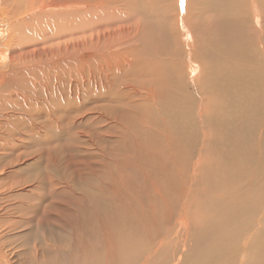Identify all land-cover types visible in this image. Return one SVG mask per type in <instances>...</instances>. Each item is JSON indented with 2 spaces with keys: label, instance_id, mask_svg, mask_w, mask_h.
<instances>
[{
  "label": "bare ground",
  "instance_id": "bare-ground-1",
  "mask_svg": "<svg viewBox=\"0 0 264 264\" xmlns=\"http://www.w3.org/2000/svg\"><path fill=\"white\" fill-rule=\"evenodd\" d=\"M175 2L0 0L10 45L0 55V94L9 84L24 104L29 82L48 98L49 78L54 83L59 72L52 71L56 61L45 63L57 56L69 73L61 99L95 98L86 112L120 130L124 141L116 135L115 142L127 151L116 168L119 185L111 197L99 186L88 191L105 235L97 250L108 255L112 246L111 263L170 264L185 252L191 264H264V0H184L185 29ZM56 7L66 11L42 13ZM49 24L58 36L51 41L61 40L57 55L43 39ZM118 100L122 107L114 109ZM83 115L75 119L82 123ZM52 173L51 192L59 189ZM29 187L41 200L44 184L36 179ZM53 204L42 205L45 216ZM66 237L53 240L62 252Z\"/></svg>",
  "mask_w": 264,
  "mask_h": 264
},
{
  "label": "rangeland",
  "instance_id": "rangeland-1",
  "mask_svg": "<svg viewBox=\"0 0 264 264\" xmlns=\"http://www.w3.org/2000/svg\"><path fill=\"white\" fill-rule=\"evenodd\" d=\"M174 1L177 4L180 2L179 6L182 9H177L176 6L175 12L179 16V23L183 27L182 17L185 2L184 0L182 2L181 0ZM49 10L56 12L66 11L63 7H56L44 10L42 13H49ZM70 10L73 11V9ZM38 12L36 9L31 13V20H29L31 24L34 20L33 15ZM2 21L1 19L0 55L2 52L7 53L8 50L6 48L10 46L9 42H7V40L9 41V37L7 38L8 33L5 34L9 26L6 25L5 35L1 33L5 24ZM47 27L49 31L42 34L43 39L47 42L45 45L54 49L55 55H57L56 48L61 43V40L57 38L51 41L57 36L54 31H51L55 30L56 24H49ZM183 28L185 29V27ZM21 30V36L27 37V41L31 40L28 34H24V32H27V28L23 26ZM159 35H161V32ZM154 36L157 44L161 37L158 36L157 38L156 34ZM187 38L185 37L186 43L189 40ZM15 39L20 38L17 36ZM24 39L23 41H26ZM182 42H184V38ZM12 47L15 48V45H12ZM47 49L49 50V48ZM186 49L189 51L188 46H186ZM54 58L55 60L50 58V61L44 62L50 65L53 63L52 61H56L52 71L59 72L54 83L53 78H49L48 83L51 90L48 98H46L44 90L38 87L32 89L29 82L23 83L29 88V91L32 90L30 91L32 92L31 101L26 100L24 104L20 98H15L9 94L17 91L9 84H6L5 91L0 94V174H3L0 175V185L3 186H0V252L3 250L0 254V264H8V262L9 264H97L96 260L98 259H100L98 264H114L111 262L116 257V254L112 246L109 248L108 255L106 251L100 252L97 250L101 245L100 240H104L105 235L100 226L97 227L98 225H96L97 216L95 214L97 212L91 208V202H93L94 198L88 191L92 188L97 189L99 186L100 191L104 190L100 192V195L104 193V197H107L106 195L112 196L109 191L113 189V186L119 185V178L116 177L118 176L116 168L121 164L119 158L127 150H125V145L121 146L115 142L117 139L116 135H119L120 140H123L120 130L117 133L114 127L106 124L107 121L95 119L96 116L92 115L90 110V113L86 112L89 106L92 107L95 104L93 103L95 98L88 99V104L83 99H61L64 92L68 94L65 82H67V74L69 73L62 68L63 66L58 68L60 61H57V56ZM1 63L2 61H0ZM52 71L49 70V72ZM42 73L40 77L43 78L44 76L45 80L44 72ZM61 82H64L63 87L59 85ZM40 87L43 88L42 86ZM93 95L96 96L94 92ZM27 103L29 104L27 105ZM111 104H113L112 107L114 109H120L115 108L116 106L122 107L119 100L113 101ZM82 113L85 118L82 123H79L80 119L75 118H78V116L80 118ZM116 119L120 120V117ZM80 131H82V134H80ZM95 135L98 137H95ZM123 138L125 137L123 136ZM47 165L52 166V168L47 167ZM45 167L49 170L47 171ZM50 169L52 170L50 171ZM53 170L54 173H52ZM51 173L54 187L56 189L59 188L52 190V192L45 186L48 182L46 175ZM36 179L41 181V185L44 184V187L40 188L41 190L39 189L41 200L38 201L35 196V189L31 193L30 189L32 188H23L24 184L34 183ZM128 180H130L129 176ZM64 181H67L71 186L65 185ZM18 182L20 183L18 184ZM5 184L6 191L5 189L2 190ZM9 184L12 189L8 186ZM45 190L49 192L47 193ZM48 200L54 201L53 209L55 211L45 216L46 214L42 211V205L47 203ZM66 204L69 205L67 206ZM107 214L110 215V212H107ZM62 218L66 219L65 224L61 222ZM105 224H108V221L105 220ZM91 227H94V229H91ZM107 228L105 229L106 235H108ZM63 236L68 239V241L64 242L66 244L64 245L66 254H63L65 250L62 252L63 245L53 243L54 237L64 239ZM73 236L74 239L72 240ZM147 236L146 240L148 239ZM85 244L89 247H85ZM130 247H133V244H130ZM89 248L93 249L95 257L90 256ZM60 251L62 252L61 255L59 254ZM184 253H181L183 260L181 258L177 260L176 257L170 264H191L190 260L185 261ZM5 257H10L11 260L7 261Z\"/></svg>",
  "mask_w": 264,
  "mask_h": 264
}]
</instances>
